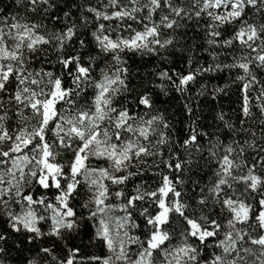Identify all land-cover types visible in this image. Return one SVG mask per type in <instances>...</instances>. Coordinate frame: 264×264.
Here are the masks:
<instances>
[{"label": "snow or ice", "instance_id": "1", "mask_svg": "<svg viewBox=\"0 0 264 264\" xmlns=\"http://www.w3.org/2000/svg\"><path fill=\"white\" fill-rule=\"evenodd\" d=\"M15 4L23 15L4 14L0 8V256L18 234L21 244L53 237L64 242V257L54 247L39 249L50 258L45 264H264V79L259 75L264 73V0H72L67 11L58 0ZM163 10L167 14L157 22L154 17ZM170 17L198 26L203 21L209 46L239 54L230 64L197 67L187 74L164 68L156 73L160 81L184 94L197 75L242 72L236 77L242 81L241 126L218 115L229 134L242 139L234 138L218 157L211 151L218 171L208 196L197 201L199 215L177 190L183 184L179 176L161 175L155 189L140 179L127 191L137 177L161 174V165L181 172L193 163L172 155L169 122L152 113L150 92L135 101L146 110L143 115L116 103L132 91L125 57L163 55L160 50L174 45V39H160L162 27H180ZM48 19L61 26L46 30ZM226 26L232 32L224 39ZM50 52L55 61L47 59ZM34 62L41 66L34 68ZM53 64L60 66L58 73L45 66ZM96 69L99 78L93 77ZM89 87L95 94L82 103L81 94ZM155 87L167 94L164 83ZM222 91L212 89L213 99ZM184 110L192 124L177 143L186 151L190 146L200 151V140L209 134L193 126L198 117L191 103L185 102ZM248 120L258 128L247 127ZM92 160L108 166L92 167ZM82 187L88 199L79 207L87 210L86 217L77 211ZM209 196L226 211L223 221L204 214ZM137 211L143 236L135 234L141 228L133 215ZM173 217L183 222L182 242L175 247L170 246ZM85 220L93 222L94 238L108 255L85 257L79 247H68ZM42 223L49 224L47 231ZM202 247L214 249L210 257L201 256ZM27 264L40 262L33 258Z\"/></svg>", "mask_w": 264, "mask_h": 264}, {"label": "trees", "instance_id": "2", "mask_svg": "<svg viewBox=\"0 0 264 264\" xmlns=\"http://www.w3.org/2000/svg\"><path fill=\"white\" fill-rule=\"evenodd\" d=\"M81 0H77L80 3ZM93 4L96 0H91ZM122 3H127V0H121ZM63 11L68 10V5L72 4V0H58ZM0 8L4 9V14L15 15L17 13L23 15V10L15 4V0H0ZM72 11L76 8L73 6ZM58 15H63V12H58ZM167 14V10L161 11L154 19L158 22L160 15ZM30 17H34L36 22H40L41 17L34 16L29 13ZM177 20L180 27L173 29H160V39H174V45L165 50H160L163 55L151 54H132L129 53L125 58L128 67V84L132 91L124 96L117 97V104H126L130 112H138L140 115L144 114L145 109L138 108L136 99L144 92H150L155 101L152 109L153 114H162L169 122L170 128L166 131L172 137L173 152L172 155L177 156L180 160L191 159L193 163L185 165L181 172L169 171L161 165V174L151 175L146 173L142 178L137 177L134 181H130L127 186V191L132 192L135 183L143 179L155 189L159 186L161 175H169L170 177L179 176L183 180V184L177 185V190L182 191L184 201L196 210V214H201V206L197 204L198 199L203 194L208 196V190L213 186L218 171L217 157L223 154V147L232 143V140L242 139V137L231 136L230 130L224 126V121L235 124L237 128L240 125L241 102H242V81L236 77L242 75L238 69H223L217 72L204 73L197 75L196 80L191 82L188 86L187 93L181 94L175 90L174 87L168 85L167 81H160L156 73L167 68L169 70L175 69L178 72L187 74L189 71H194L197 67H207L214 64H230L233 62V57L239 53L233 50H225L223 48H214L207 44V36L205 33L204 22L201 21L199 26L194 21H180L177 17H170ZM46 30H56L61 25L48 19L45 20ZM138 27V26H137ZM232 27L226 26V31L222 38L226 39L231 35ZM90 39V37H88ZM47 47V46H45ZM43 55V54H42ZM215 56V58H214ZM166 57V59H165ZM47 59L55 61L56 56L54 52L47 55ZM191 60V64H189ZM39 62H34L33 67L39 68ZM53 72L59 71V65H45ZM103 67V64H101ZM261 79H264V73L259 74ZM94 78L100 77L99 69L93 72ZM164 83L166 85L167 94L161 91L160 88L155 87L157 84ZM214 88H222L224 91L215 93V99L211 92ZM201 89H205L203 95H200ZM95 94V90L89 87L86 92L81 94V102L85 100L90 102ZM189 102L195 109V117H198L196 124L193 125L202 129L209 134L200 140V151L195 150V146H190L189 150H185L177 143L187 137V126L192 124V120L188 117L184 110V103ZM253 111L257 110L253 108ZM224 115V121L218 119L219 114ZM258 115V113H257ZM148 117H145L147 119ZM247 127L258 128L252 120H248ZM259 135V132L257 133ZM216 145V147H213ZM189 151L191 155H189ZM211 151L217 152V157H213ZM169 153L165 149V158H168ZM67 161L70 158L68 153L64 154ZM92 167H107L104 161L92 160L90 161ZM152 172H160V169H151ZM242 187V186H237ZM203 189V193H201ZM51 198V195H50ZM88 199V192L86 187L80 189V195L77 197V211L87 216V210L80 208L79 204L84 203ZM155 211L154 208L149 209ZM119 214V213H117ZM204 214H208L211 218L224 220L226 211L222 212L218 204H216L209 196L208 205ZM136 222L141 225V228L135 230V234L143 236L145 231L143 217L139 216L138 211L133 213ZM50 223V222H49ZM42 229L48 230V223H42ZM94 225L92 221H83L82 226L78 232L73 233V238L67 241L68 247H79L81 254L85 257L108 255V251L101 245V242L94 238ZM169 231L172 235V247L178 246L182 242L181 232L183 231V222L179 218L173 217ZM23 237L14 234L9 242V248L6 255L0 256L2 264H27L30 259H37L40 264H45L49 257H45L39 253L41 247H54L57 256L64 257L67 255V249L64 247V242L53 238H45L39 240L34 244L20 243ZM208 244H212L209 239ZM214 251L213 248H201L202 257H210ZM218 251V250H215Z\"/></svg>", "mask_w": 264, "mask_h": 264}]
</instances>
